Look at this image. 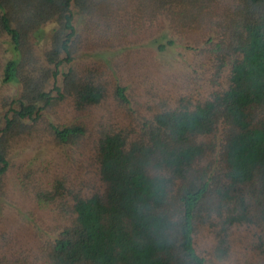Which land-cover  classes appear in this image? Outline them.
Segmentation results:
<instances>
[{
  "label": "trees",
  "instance_id": "1",
  "mask_svg": "<svg viewBox=\"0 0 264 264\" xmlns=\"http://www.w3.org/2000/svg\"><path fill=\"white\" fill-rule=\"evenodd\" d=\"M178 42L173 82L134 57ZM83 48L126 52L61 72ZM0 87V264H208L205 232L223 262L236 230L264 264V0H0ZM34 142L62 154L16 160Z\"/></svg>",
  "mask_w": 264,
  "mask_h": 264
},
{
  "label": "rangeland",
  "instance_id": "2",
  "mask_svg": "<svg viewBox=\"0 0 264 264\" xmlns=\"http://www.w3.org/2000/svg\"><path fill=\"white\" fill-rule=\"evenodd\" d=\"M132 2V1H131ZM130 2V4H131ZM86 18L81 17V15H76V20L74 24L76 25L77 36H80L83 33V29L86 26ZM58 28L56 23H50L42 27V29L36 35L37 47L39 49H43L51 40L54 30ZM149 43V42H147ZM81 49L82 46L79 45ZM143 49L142 54L134 55L135 58L143 57L144 61L149 66V70L152 73V76L161 81H167L169 79L170 82H173V78L183 75L185 73H191V70L194 66L195 55L193 52L188 51L184 48L183 43L178 42L175 46L168 47V49L164 53H160L157 49V46L151 43L144 44L141 46ZM126 50H99V51H90L85 48L80 50V52L75 56L74 62H72L69 66H64L61 68V72H66L69 67L73 65L83 64L84 62H112L115 61L120 55H122ZM62 82V74L58 79V84L60 85ZM53 81L50 82L49 88L52 89ZM14 90L15 88H11ZM49 89V90H50ZM7 90L0 87V93H6ZM13 92L12 95H14ZM105 111L98 110L94 114L91 113L87 117L78 119L76 114L73 112L72 108H68L65 105L64 108L57 109V116H53L52 119L56 123H83L91 126L93 122L100 117ZM105 114V113H104ZM4 115V111L0 108V118ZM45 145V144H43ZM39 145L37 142L30 144V147L24 145V147H17L16 149V160H20L21 162H27L28 164H33L35 166H40L43 162L54 160L62 154V149H57L52 152V148L49 146ZM21 152L20 155L17 156V153ZM15 173L11 172L9 174V189L11 193L13 191H17L16 184L14 182ZM21 211L26 214L28 211L27 205L24 203L20 204ZM15 218H17L18 222L14 223L15 228H19V225H24L25 228L31 225L30 220L26 219L22 214L17 215L13 214ZM13 215H10L12 219ZM13 224V225H14ZM12 227V226H11ZM23 227V226H22ZM31 227V226H30ZM20 229V228H19ZM21 232V230H20ZM235 242H234V253H232L231 257L227 261L219 262L215 257L210 255L212 252V242L208 233H204L201 236V245L200 249H202L204 256L208 260V264H260V259L255 258L252 253L251 248L248 249V246L251 244V238L249 232L245 230H236L234 234Z\"/></svg>",
  "mask_w": 264,
  "mask_h": 264
}]
</instances>
